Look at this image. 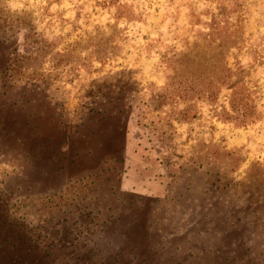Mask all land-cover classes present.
I'll use <instances>...</instances> for the list:
<instances>
[{
    "label": "rangeland",
    "instance_id": "obj_1",
    "mask_svg": "<svg viewBox=\"0 0 264 264\" xmlns=\"http://www.w3.org/2000/svg\"><path fill=\"white\" fill-rule=\"evenodd\" d=\"M123 128L166 164L103 153ZM263 189L264 0H0L1 240L45 264H264Z\"/></svg>",
    "mask_w": 264,
    "mask_h": 264
},
{
    "label": "trees",
    "instance_id": "obj_2",
    "mask_svg": "<svg viewBox=\"0 0 264 264\" xmlns=\"http://www.w3.org/2000/svg\"><path fill=\"white\" fill-rule=\"evenodd\" d=\"M92 132H95V130H92ZM120 133L122 137L118 140L114 138H108V145H105L104 143L106 142L104 141L99 142V145H101L102 143L101 151L103 153H116V151L120 150V147L125 149V147L128 148V146L130 145V152L132 154V162L134 163V166L140 168L141 166H143V162H145V166L143 167H145V171H148L153 169L156 170V166L159 167L161 164H166L163 154L157 151L155 148L157 147V142H160L159 140H150L152 141L150 147L143 146L142 148H139L137 146H134L133 148L131 143L133 145L135 144L125 137L126 129H121ZM95 137H97V135H95ZM137 144L141 145V142H138ZM133 177L135 180V175ZM162 177V173H159L158 175L156 174L154 180H161ZM262 191L264 192V189ZM260 195V191L250 189L247 198L248 203L250 204L252 200H257ZM1 235H7V237L5 238V236H3L4 239H0V264H45V261L43 259L45 254L36 244L32 243V238L29 237V239H27L23 238V236L21 235H10V233ZM87 259V256L79 255L78 262L76 264H88Z\"/></svg>",
    "mask_w": 264,
    "mask_h": 264
}]
</instances>
